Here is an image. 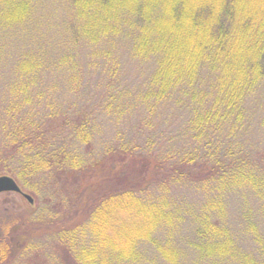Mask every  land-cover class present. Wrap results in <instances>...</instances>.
<instances>
[{
	"label": "trees",
	"instance_id": "1",
	"mask_svg": "<svg viewBox=\"0 0 264 264\" xmlns=\"http://www.w3.org/2000/svg\"><path fill=\"white\" fill-rule=\"evenodd\" d=\"M221 1L0 0V175L36 193L18 226L55 238L47 261L177 264L181 245L261 264L237 239L264 225V3ZM143 208L153 238L126 232ZM167 217L194 226L175 245ZM0 229V264L23 263Z\"/></svg>",
	"mask_w": 264,
	"mask_h": 264
},
{
	"label": "rangeland",
	"instance_id": "2",
	"mask_svg": "<svg viewBox=\"0 0 264 264\" xmlns=\"http://www.w3.org/2000/svg\"><path fill=\"white\" fill-rule=\"evenodd\" d=\"M241 1L243 3L246 2V0H241ZM254 1H255L254 5H257L255 7V9L259 11L260 7H261L260 5L264 3V0H254ZM221 2H222L221 0H213V3L215 4V10H217V7L221 4ZM192 7H193V0H186L185 8L187 9V11H189ZM183 21L185 22V24H187L189 22L188 15L184 16ZM4 38H7L9 40L8 35L3 36L0 38L2 43H3ZM5 47H7V46L5 45ZM138 82H139V80L137 79L134 82H133V80H131V81L121 83V84L117 83L119 85H116V87H123V85L130 83L129 86L132 89H134L136 87L135 86L136 83H138ZM93 91H94V89L90 88L87 91H85V94L83 93L81 95L83 102H84V99L88 98L85 95H88V93H89V97H90L92 94L93 95L95 94V93H93ZM49 95L51 96L50 93H49ZM93 95H92V97H93ZM46 99L47 100L49 99L48 95L46 98H44V101H46ZM48 101L49 102L47 103V106H49V104H50V100H48ZM134 120H135V118H134ZM105 137L108 138L106 131H101L99 137L96 136V141L94 140L91 143L93 145L92 147L97 148L96 150L101 149L100 148V146H101L100 141H101V138L105 139ZM4 175H8V176L14 178V180L20 186L16 175H14V174H12V175L11 174H4ZM0 176H3V175H0ZM22 185H23V183H22ZM180 192H183V191L179 190L177 192V194H179ZM25 194H29L30 196L32 195V196L36 197V195H35L36 193L33 192V194H32V193H29L28 190H24V189L23 190L21 189L20 192L19 191L18 192L17 191H7V192H1L0 193V226L2 225V221H7L12 226L10 234H12L14 236V240H15L14 242L18 241L16 243L20 246H17L16 248L24 256L18 260V262L22 261L23 263H18V264H53V261L55 258H51V262H49V260L47 261L46 255H47L48 251H51V253L54 255V254H57L56 252H54L55 250L56 251L60 250L59 245L55 246V247H57L56 249L54 247H52L53 244L57 243L55 238L53 236H47L46 238H43V240L48 241V242L44 243L46 245H43L41 243L43 241L39 240V239H35L34 243H33V236H31L33 226L28 225L24 222L20 223V225L18 226V223L20 221H22V218L26 217V215H27L26 211H30V207L28 205L29 203L27 201ZM235 198L237 201L232 202V209L238 213V211H240L239 210L240 204L242 205V200L239 197H235ZM49 207L50 208H47V210L50 209V211H49L50 213H52V212H59L60 213L62 211L61 208H56V211H55V210H51V206H49ZM45 210H46V208H45ZM136 213L138 214V216L135 217L136 219L133 218L134 220H132V221H126V225H127L126 232H128L129 234H130V232H136V233H139L141 235H144L145 238H148V237L153 238V235L155 234L157 229H160V228L164 229V227L161 225V223L157 221L158 217L156 215H154L150 210L143 208L142 211H137ZM60 214H62V213H60ZM55 217H56V223H58L62 220L61 215H60V217H58V216H55ZM177 219L178 218L176 217L175 221ZM256 222L259 223L258 221H256ZM165 223L167 224L165 229H170L169 230L170 234L165 238H171L174 245H175V241L173 240V238H176V237H178L179 239H181L180 237L186 238V233L188 234L192 230V228L194 227L193 225L192 226L190 225V220L185 219V220L179 221V223L174 228H171L170 225H172V223H173V217H167ZM245 227L247 228L246 225H245ZM27 228H30L31 231H29ZM232 228L236 229L237 227L232 226ZM251 228L252 227L250 226L248 229H251ZM248 229H246V231H244L245 233L242 234V236H240L238 239L236 238L237 244H238L239 248L244 251L243 252L244 254H249V253L252 254V252H253L254 254H252V256L256 257L257 261H259L261 264H264L263 254L258 252V251H255L256 249H260L259 247L262 246V244H264V225H262V226L258 225V227H257L258 233H260L261 235H259L258 233H255L253 231L250 232V231H248ZM27 233L30 234V237L27 236ZM4 234H6V232H4ZM23 234H24V236H23ZM23 241L24 242L27 241L26 243L29 245H25L24 247H21V244ZM224 241H226L225 238H221L219 235H215L212 238L210 237L208 239V243L214 244V245H220V243H223ZM31 242L33 244H31ZM52 248H53V250H51ZM179 248H181V249L180 250L177 249L179 251L177 253L179 256L177 264H241V261H236L235 258H233V257L230 258L229 256H219L217 253L216 254L212 253L211 255L204 258V256L200 252L197 253L198 251L193 252L188 247H186L185 251H184L183 250L184 247L182 248L181 245H179ZM143 249H145V251L143 250V252H142L143 256H144V252H145L148 258L153 259L154 261L157 260L158 254L156 253V251H153V249L151 247H148V246L144 247L143 246ZM26 251H27V253H26ZM261 251L263 252V249H261ZM41 255H43V258H39V256H41ZM162 258H163V256L160 254L159 258H158L159 259L158 262L160 264L163 263ZM24 260H27L29 262H26ZM243 264H245V262Z\"/></svg>",
	"mask_w": 264,
	"mask_h": 264
},
{
	"label": "water",
	"instance_id": "3",
	"mask_svg": "<svg viewBox=\"0 0 264 264\" xmlns=\"http://www.w3.org/2000/svg\"><path fill=\"white\" fill-rule=\"evenodd\" d=\"M7 191H21L20 186L18 183L14 180V178L8 176V175H3L0 176V193L1 192H7ZM26 198L29 201H33L32 197L29 194H25Z\"/></svg>",
	"mask_w": 264,
	"mask_h": 264
}]
</instances>
